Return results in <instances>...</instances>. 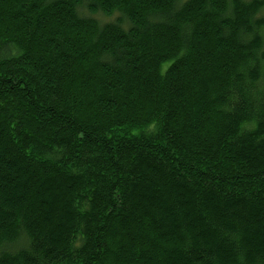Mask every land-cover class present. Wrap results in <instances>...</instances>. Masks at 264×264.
<instances>
[{
  "label": "trees",
  "instance_id": "1",
  "mask_svg": "<svg viewBox=\"0 0 264 264\" xmlns=\"http://www.w3.org/2000/svg\"><path fill=\"white\" fill-rule=\"evenodd\" d=\"M263 11L0 0V264H264Z\"/></svg>",
  "mask_w": 264,
  "mask_h": 264
},
{
  "label": "rangeland",
  "instance_id": "2",
  "mask_svg": "<svg viewBox=\"0 0 264 264\" xmlns=\"http://www.w3.org/2000/svg\"><path fill=\"white\" fill-rule=\"evenodd\" d=\"M263 13H264V11H263ZM99 17H101V16H99Z\"/></svg>",
  "mask_w": 264,
  "mask_h": 264
}]
</instances>
